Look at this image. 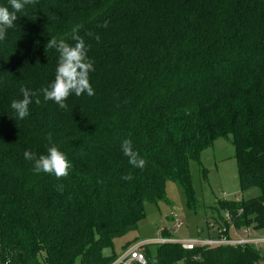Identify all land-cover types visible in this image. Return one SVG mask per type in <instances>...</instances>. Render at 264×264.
Listing matches in <instances>:
<instances>
[{
  "label": "trees",
  "instance_id": "trees-1",
  "mask_svg": "<svg viewBox=\"0 0 264 264\" xmlns=\"http://www.w3.org/2000/svg\"><path fill=\"white\" fill-rule=\"evenodd\" d=\"M16 15L0 41V264H112L115 241L138 230L147 203L167 200L168 182L196 207L190 164L220 139L235 146L241 190L261 194L217 201L212 221L228 213L236 230L264 229V0H34ZM77 26L94 94L61 109L41 92L59 56L46 45H74ZM21 87L40 99L23 120L10 107ZM52 144L70 164L60 179L23 155ZM155 248L148 264H264L252 246Z\"/></svg>",
  "mask_w": 264,
  "mask_h": 264
},
{
  "label": "rangeland",
  "instance_id": "rangeland-1",
  "mask_svg": "<svg viewBox=\"0 0 264 264\" xmlns=\"http://www.w3.org/2000/svg\"><path fill=\"white\" fill-rule=\"evenodd\" d=\"M190 172L198 203L194 209L187 206L186 196L179 184L168 182L166 187V201L157 204H146V216L139 223L136 232L117 239L114 244L116 254L126 251L129 242H146L157 237L162 229L174 230L176 222H184L185 226L178 230L175 238H206L203 232H208V223L218 218L215 206L217 201L242 202L260 196L259 188L241 190L236 150L232 140L220 139L212 148L207 149L201 160V165L190 164ZM235 231L232 227L230 235ZM255 237L264 238V229L254 230ZM252 235V234H251ZM241 236V235H240ZM254 236V235H253ZM152 253H156L155 246H150ZM264 256V249L259 250ZM110 254L112 250H106Z\"/></svg>",
  "mask_w": 264,
  "mask_h": 264
},
{
  "label": "clouds",
  "instance_id": "clouds-1",
  "mask_svg": "<svg viewBox=\"0 0 264 264\" xmlns=\"http://www.w3.org/2000/svg\"><path fill=\"white\" fill-rule=\"evenodd\" d=\"M13 11H9L8 7H0V41L6 38L7 30L14 27V21L17 19V12H20L26 4L34 3V0H9ZM107 27V22L103 25ZM79 26L73 29L71 39L75 42L70 45L65 40H57L51 38L46 45V49H55L59 56L57 67L55 69L54 81L48 86L41 89L43 99L45 101L55 102L59 108L66 109L65 103L71 94L80 97L82 94L92 96L94 94L90 83L89 73L94 71L93 63L87 56L88 48L84 39L78 34ZM88 35H92L88 33ZM99 42V36L95 37ZM22 99L11 101L10 107L16 113L20 120L25 119L29 115V105L33 103V97L37 94L26 89L20 88ZM35 103L39 104L40 99L37 97ZM51 143V133L48 135ZM123 154L128 157V162L135 168L143 169L146 161L139 156V153L133 149L132 141L124 139L121 143ZM24 159L34 162V172L55 175L57 179L68 175L70 164L65 155L52 144L46 154L36 156L31 151L24 152ZM132 179L131 175L124 177Z\"/></svg>",
  "mask_w": 264,
  "mask_h": 264
},
{
  "label": "built area",
  "instance_id": "built-area-1",
  "mask_svg": "<svg viewBox=\"0 0 264 264\" xmlns=\"http://www.w3.org/2000/svg\"><path fill=\"white\" fill-rule=\"evenodd\" d=\"M225 223L219 225L215 221L208 223V229L211 231L213 237H197V238H175L178 230L185 226L184 222H176L174 230H169L170 237H164L163 232L165 229L157 232V237L142 242L139 241L136 244L130 246L124 251L112 264H148V260L145 255V249L150 246H162L165 244H179L183 249L187 251H195L196 249L211 248V247H246L252 246L257 250L264 249V238H257L251 235L250 229L239 230L242 235L232 237L230 230L233 227L231 222V216L228 213L224 215ZM235 231H237L235 229Z\"/></svg>",
  "mask_w": 264,
  "mask_h": 264
},
{
  "label": "crops",
  "instance_id": "crops-1",
  "mask_svg": "<svg viewBox=\"0 0 264 264\" xmlns=\"http://www.w3.org/2000/svg\"><path fill=\"white\" fill-rule=\"evenodd\" d=\"M250 231H251L250 233L255 236V233L252 232V228H250ZM203 234L205 237H213V235H214L211 231H209V229H208L207 233L203 232ZM231 234H232V237H236L237 235H242V233L239 230L233 231ZM198 237H200V235H198ZM130 243L131 242H129L128 244H130Z\"/></svg>",
  "mask_w": 264,
  "mask_h": 264
}]
</instances>
